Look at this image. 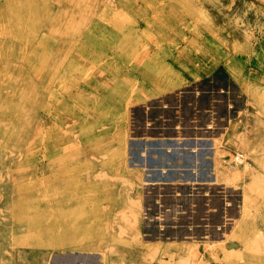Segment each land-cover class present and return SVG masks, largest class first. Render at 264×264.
<instances>
[{
  "label": "rangeland",
  "instance_id": "374dc122",
  "mask_svg": "<svg viewBox=\"0 0 264 264\" xmlns=\"http://www.w3.org/2000/svg\"><path fill=\"white\" fill-rule=\"evenodd\" d=\"M4 3L0 264H264V0ZM27 11L34 20L29 29L3 20L6 13L23 20ZM99 14L113 26L95 38L127 36L168 49L155 61L168 67L162 80H169L134 89L120 110L91 112L80 139L91 126L94 135L77 143L85 172L60 217L65 201L56 202L55 192L39 183L37 52L43 38L61 43L85 27L94 35L83 22ZM69 24V36H60ZM106 74L124 77L115 68ZM64 75L75 93L77 76ZM109 89L92 95L109 105L130 96ZM61 119L70 122L68 115Z\"/></svg>",
  "mask_w": 264,
  "mask_h": 264
},
{
  "label": "bare ground",
  "instance_id": "6f19581e",
  "mask_svg": "<svg viewBox=\"0 0 264 264\" xmlns=\"http://www.w3.org/2000/svg\"><path fill=\"white\" fill-rule=\"evenodd\" d=\"M4 1L5 5H9L12 4L13 0ZM137 1L140 3L147 1L150 5L154 4L156 0ZM162 4L166 6L165 3L161 2V7H164ZM118 5L120 6V4ZM27 12L29 15L23 20L18 16L15 17L12 13H6L3 20L10 22L13 19L17 22V26H19L16 28L17 31L21 30L24 25L29 29L34 20L31 18L32 14L29 11ZM105 16L103 14L97 15V18L90 16L83 22L87 24V29H92L94 35H88L89 32H85V27L82 30H75L74 38L61 43L54 40L45 43V38H43L42 47L37 52L39 58L37 68L39 95L35 142L38 143L37 155L41 165L39 183L44 184L47 187L46 189L55 192L56 202L62 203L65 201L67 207L59 211L60 217L68 214L76 184L81 181L82 173L85 172L83 165L80 166L81 150L77 143L81 141V145L84 146L88 143L87 136L94 135L91 126L87 134L80 139L84 122L92 125L91 112L97 111L98 114H101L114 107L120 110L123 104L134 96L132 94L134 89L143 85L163 86L169 80H162L170 72L167 69L168 67L156 66L155 57L157 53L170 55L167 54L168 49L162 48L161 44L141 42L137 41L138 39L127 40V36L112 40L111 38L109 40L95 38L99 33L104 36L109 31V26H113L111 18L107 17V14ZM114 17L118 18L115 15ZM90 19L92 24H90ZM20 20L24 23H21ZM84 24L82 26H85ZM37 26L38 24H36ZM72 28L71 24L64 26L59 29L58 34L69 36V31ZM35 42L34 39H31L28 44L35 46ZM61 55L68 56L70 59L59 60L58 58ZM109 68H115L117 71L122 72L124 74L122 81L107 77L106 73ZM65 71L68 73L74 72L77 76L78 85L75 93L65 87ZM109 88L115 90L127 89L130 96L122 98L119 102L118 99L115 101L111 97L110 99L113 102L109 100L111 101V105H109L100 102L92 95L94 92H99L106 96L107 92L110 91ZM88 91L90 93H87ZM64 101L69 107L65 105ZM86 109L89 111L90 116L85 119L81 110ZM64 115H68L70 122H72L70 123L68 119L62 121L61 117ZM74 133H77L78 136L71 137ZM116 142L120 143V141ZM86 148L91 152L89 145ZM97 153L98 151H94V154ZM27 156L30 158L35 156L33 149L29 150ZM235 159L239 160L240 156H236ZM243 199V206H245L247 197L244 195ZM40 247H47V245L40 242ZM257 259V262L261 263L263 257L258 255Z\"/></svg>",
  "mask_w": 264,
  "mask_h": 264
}]
</instances>
